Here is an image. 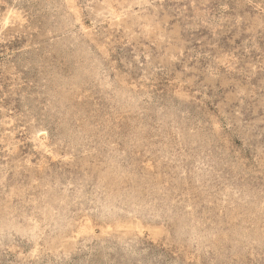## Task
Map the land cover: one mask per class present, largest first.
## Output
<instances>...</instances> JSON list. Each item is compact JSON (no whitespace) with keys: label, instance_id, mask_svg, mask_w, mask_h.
Here are the masks:
<instances>
[{"label":"rangeland","instance_id":"374dc122","mask_svg":"<svg viewBox=\"0 0 264 264\" xmlns=\"http://www.w3.org/2000/svg\"><path fill=\"white\" fill-rule=\"evenodd\" d=\"M0 264H264V0H0Z\"/></svg>","mask_w":264,"mask_h":264}]
</instances>
